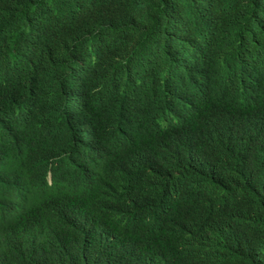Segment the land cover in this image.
<instances>
[{
  "label": "trees",
  "instance_id": "trees-1",
  "mask_svg": "<svg viewBox=\"0 0 264 264\" xmlns=\"http://www.w3.org/2000/svg\"><path fill=\"white\" fill-rule=\"evenodd\" d=\"M0 264H264V0H0Z\"/></svg>",
  "mask_w": 264,
  "mask_h": 264
}]
</instances>
